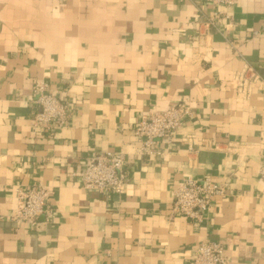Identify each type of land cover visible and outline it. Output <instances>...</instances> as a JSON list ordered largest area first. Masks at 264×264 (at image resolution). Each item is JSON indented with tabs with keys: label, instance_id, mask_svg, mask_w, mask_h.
Returning <instances> with one entry per match:
<instances>
[{
	"label": "crops",
	"instance_id": "obj_1",
	"mask_svg": "<svg viewBox=\"0 0 264 264\" xmlns=\"http://www.w3.org/2000/svg\"><path fill=\"white\" fill-rule=\"evenodd\" d=\"M0 0V264H192L224 245L230 264H264V0ZM253 79L251 72H246ZM44 82L66 127L32 125ZM178 104L191 117L156 157L137 154L142 118ZM105 151L128 156L124 193L81 188L74 172ZM225 185L202 223L172 212L186 178ZM51 191V217L12 220L18 193Z\"/></svg>",
	"mask_w": 264,
	"mask_h": 264
},
{
	"label": "built area",
	"instance_id": "obj_2",
	"mask_svg": "<svg viewBox=\"0 0 264 264\" xmlns=\"http://www.w3.org/2000/svg\"><path fill=\"white\" fill-rule=\"evenodd\" d=\"M216 9L208 21L214 26L219 18L226 20L230 16L219 10L231 8L238 0H206ZM264 34V18L260 29L255 35ZM251 67L239 74L238 88L242 94L251 93L252 83L259 81L264 89L262 79ZM246 72H251L253 79ZM35 103L38 111L34 113L32 125L36 129L49 130L63 128L68 124L69 109L55 94L48 90L47 83L36 85L34 91ZM191 117V110L185 104H178L163 111H154L145 115L135 130L137 140V154L149 158L159 155V149L170 147L174 137ZM128 156L125 152L105 151L87 159L86 166L80 172H74L73 177L78 180L81 188L100 194L124 193L129 183L127 172ZM259 177L264 183V163L259 169ZM51 191L43 186L22 190L18 193V205L12 220L17 224L35 226L40 217H51ZM225 185L214 181L210 177L201 180L188 177L179 184L173 193L172 212L187 218L192 223H202L216 198L225 197ZM192 264H230L225 255L224 245L219 241H209L199 245L194 253Z\"/></svg>",
	"mask_w": 264,
	"mask_h": 264
}]
</instances>
